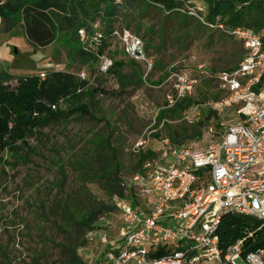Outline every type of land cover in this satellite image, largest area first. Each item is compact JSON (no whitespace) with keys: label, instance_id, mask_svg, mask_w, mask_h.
Masks as SVG:
<instances>
[{"label":"rangeland","instance_id":"rangeland-1","mask_svg":"<svg viewBox=\"0 0 264 264\" xmlns=\"http://www.w3.org/2000/svg\"><path fill=\"white\" fill-rule=\"evenodd\" d=\"M6 1L0 0V5ZM139 1L119 5L121 0H116L118 5L109 17L92 10L77 32L57 31L55 40L45 47L34 46L20 23L5 31L0 18V80L4 85L13 87L18 77L44 78L49 71L59 70L83 71L92 79L88 87L98 88L93 96L80 97L90 116L74 113L60 118L0 153V264H62L72 251L84 264H100L107 251L103 236L111 246L119 240L123 225L119 204L126 198V193L111 195V181L101 171L109 170L108 164L114 160L120 177L145 173L142 166L156 157L163 138L174 145L206 146L240 119L237 106L212 109L200 105L223 96L218 83L208 78L202 79L190 96L200 103L180 111L167 108L165 100L170 72L197 66L209 72L225 70L243 57L241 43L197 18L184 20L183 13L166 18L155 8L143 13ZM94 23L108 35L104 50L112 64L122 62L128 78L124 87L109 71L98 72L97 57L90 59L84 50L85 37L93 31ZM112 30L142 39L146 55L154 63L151 71L125 53L117 35H110ZM259 33L264 35V28ZM80 49L87 53L85 60L75 57ZM70 106L71 101L65 99L59 109ZM209 110L217 112V117L206 122ZM159 111H163L160 120ZM200 121L204 125H198ZM173 130L179 135L174 141ZM194 132L195 138L177 143ZM141 136L147 143L134 153L133 144ZM148 149L151 156L138 167L137 158ZM129 201L132 207L137 206L134 200ZM102 205L112 206L107 221L83 226L85 213ZM237 263L245 264L242 259Z\"/></svg>","mask_w":264,"mask_h":264},{"label":"built area","instance_id":"built-area-1","mask_svg":"<svg viewBox=\"0 0 264 264\" xmlns=\"http://www.w3.org/2000/svg\"><path fill=\"white\" fill-rule=\"evenodd\" d=\"M187 13L234 37L244 55L233 67L215 73L200 66L170 72L166 107L190 98L202 79L213 78L223 96L200 105L212 109L237 106L240 119L206 146L174 145L163 138L156 157L142 166L145 173L120 177V186L126 191L119 204L123 225L112 246L103 236L107 251L100 264H238V259L245 264H264V248L242 256L240 239L223 251L217 233L225 212L254 216L262 222L259 228H264V40L252 28H227L219 21L207 20L201 6H191ZM97 24L86 35L84 50L97 57V71L106 73L112 58L106 51L99 52L105 34ZM110 35H117L125 53L151 71L154 63L141 38L117 30ZM78 77L86 81L78 92L92 84L83 71ZM146 143V137L141 136L134 142L133 152L141 151ZM129 200L137 206L132 207ZM106 221V214L96 220ZM165 244L176 248L155 256Z\"/></svg>","mask_w":264,"mask_h":264},{"label":"trees","instance_id":"trees-1","mask_svg":"<svg viewBox=\"0 0 264 264\" xmlns=\"http://www.w3.org/2000/svg\"><path fill=\"white\" fill-rule=\"evenodd\" d=\"M129 1L131 0H121L119 5ZM139 2L141 3L139 11L143 13H148L150 9L155 8L165 18L183 13L181 17L184 20L196 19L187 13L191 6H195L192 0H140ZM195 3L203 6L207 20H218L227 28L251 27L257 32L264 28V0H195ZM117 5L116 0H7L0 5V18L4 21L5 31L11 30L20 23L26 37L34 46L45 47L55 40L57 31L77 32L84 26L82 21L89 17L90 11L94 10L95 13L103 11V15L109 17ZM94 19V17L91 18V21L93 22ZM104 34L103 46L99 52L105 51L108 35ZM262 40H264V35H262ZM149 41L145 43L146 48ZM85 54L87 53L80 49L77 50L75 57L85 60ZM89 57L94 58L93 54H89ZM122 67V62L114 61L109 73L124 87L128 83V78ZM17 79L13 87L4 85L0 80V153L5 149L16 147L18 142L37 133V128L60 118L74 113L90 116L86 106L80 102V97L87 93L93 96L98 91V88L87 87L86 91L78 92L77 89L85 86L86 81L80 79L78 73L68 71L52 70L44 78L33 75ZM208 80L213 81L214 79L208 78ZM65 99L71 101L72 106L61 110L59 104ZM192 103L200 102L187 98L178 102L174 109L184 111ZM52 105H56V108L52 109ZM162 113L163 111L158 113L159 120L163 116ZM213 116L217 117V112L209 110L206 122ZM203 123L200 121L198 125L202 126ZM172 133L171 139L174 141L178 134L175 130ZM195 134L194 132L191 135L182 136L177 143L185 141L186 138H195ZM151 154L149 149L141 152L136 160L138 167ZM108 165H111L109 170H103L101 174H105V177L111 181V195H125L126 191L119 182V164L113 160ZM111 209L110 205H102L86 212L81 222L82 225L90 228L100 214H107ZM261 224V220L254 216L235 212L223 213L217 232L219 247L225 251L228 246L243 239L242 256L250 251L264 248V228H259ZM174 248L176 247L172 244L162 245L155 256L164 255ZM62 264H84V262L72 251L70 257Z\"/></svg>","mask_w":264,"mask_h":264}]
</instances>
